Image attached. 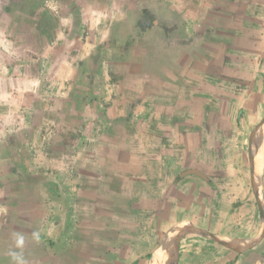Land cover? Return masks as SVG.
Wrapping results in <instances>:
<instances>
[{"label": "rangeland", "instance_id": "obj_1", "mask_svg": "<svg viewBox=\"0 0 264 264\" xmlns=\"http://www.w3.org/2000/svg\"><path fill=\"white\" fill-rule=\"evenodd\" d=\"M11 1L0 0V224L8 221L4 232L12 238V259L23 256L24 263L28 258L37 259L41 251L40 261L45 262L41 264H146V255L156 246L161 225L165 228L178 214H174V201L167 200V186L178 173L161 163L157 155L160 132L153 129L151 137L150 125L178 122L184 124V130L179 127L184 139L188 135L208 139L207 132L191 131L188 124L194 120L206 122L210 116L212 122L224 123V115H199L205 106L190 97L178 102L179 113H173L176 105L168 102L164 107L158 104L157 113L148 114V91L138 82L148 72L158 79L162 75L160 68L156 69L158 63L152 62L155 68L148 67L143 55L132 51L129 5L109 3L104 12L107 19L92 21L95 14L88 0H44L39 5L33 3L38 0H16V9L6 12ZM101 1L96 0L99 3L95 5L101 7ZM161 5L156 1L153 8ZM197 7L193 9L200 10ZM214 7L236 13L250 11L251 15L260 11L264 15V3L228 6L220 2ZM118 9L124 20L122 27L116 24ZM147 10L144 14H151ZM144 14V24L138 21L141 25L148 27L157 21ZM257 20L258 25L264 24L263 18ZM167 28L173 31L175 26L169 24ZM97 29L99 36L95 35ZM115 29L119 30L114 34ZM65 44L73 51L58 53V47ZM59 58L69 64L67 74L76 70L78 83L55 84L58 67L47 64ZM43 62L47 67L41 65ZM71 90V99L59 97ZM151 91L154 93L156 88ZM88 92L92 93L91 99L84 98ZM117 105L121 106L120 112L115 109ZM193 110L195 115L186 113ZM168 133L176 136L178 132L173 128ZM213 134H218L217 140L222 137L221 132H212V138ZM69 140L71 144L66 143ZM91 142L98 144L99 152L96 145H89ZM189 148L196 159L214 161L218 156L213 147ZM99 153L107 157L97 169L90 157ZM80 154L87 156L86 162L77 159ZM200 163L216 175L211 200L217 211L204 219L223 223L226 205L248 222L252 211L246 203L251 201L245 194L241 196L240 185L247 180L239 163ZM231 186L235 190L232 196L225 194ZM52 189L56 193L49 191ZM49 214L67 220L69 227L58 228L55 236L51 232L49 237L42 226ZM33 220L39 221L43 229L40 244L34 239L39 232L34 231L38 228L32 226ZM19 240L21 244L15 243Z\"/></svg>", "mask_w": 264, "mask_h": 264}, {"label": "crops", "instance_id": "obj_2", "mask_svg": "<svg viewBox=\"0 0 264 264\" xmlns=\"http://www.w3.org/2000/svg\"><path fill=\"white\" fill-rule=\"evenodd\" d=\"M58 1L63 3L64 0ZM156 1L164 5L154 9ZM88 2L92 3L95 14L92 21H95V18H100L102 21L107 19L104 12L108 6L110 7L109 3L120 2L132 7V51L140 52L148 67H154V62L158 63L159 67L156 69L160 68L159 71L162 75L158 79L154 73L148 72L144 76L141 75V77L143 76L142 79L140 78L141 82L134 80L143 83L148 91V95H146V98L148 97L146 105L148 114L157 113L158 109L155 108H159L158 104L160 107H164L163 105L168 102L176 105L173 113H179L178 102L190 97V99L200 100L205 106L204 111L198 112L199 115H224L225 117L224 123L212 122L210 116L208 119L206 118V122L194 120L188 124L191 131L207 132L208 139L199 138V136H195L194 139L189 135L184 139L185 137L180 134V128L184 130V124L178 122H160L150 125L151 137H154L153 129L160 132L157 155L161 163L166 165L168 170L178 173L167 186V197H170L167 200L174 201L177 205L174 214L176 212L178 214L177 218L168 223L165 228L161 225L156 246L151 248L146 255V264H152L153 261L154 264H164V262L171 264L176 256L175 245L178 237L186 227L191 225L205 229L231 245L223 244L200 232L188 231L180 241L177 264H264V140L262 153L258 154L259 136L264 127V24L259 23V26L257 22L259 18L264 19V15L261 16L260 11L251 15L250 11L236 13L226 8L218 10L217 7H214L220 2L229 6L247 2L260 4L264 3V0H102L101 7L95 5L99 3H96V0H88ZM170 4H175V6L171 7ZM196 6L200 10L202 8L204 10L202 12L194 10L193 8ZM121 8L126 9L124 6ZM145 9H148L147 11L151 14L145 15ZM120 11L118 9L117 12ZM142 14L145 17L155 18L157 21L148 27L141 25L142 18H144ZM128 16L126 15L127 18ZM117 17L116 24H120L122 27L123 16H120L119 13ZM118 19L120 20L118 21ZM158 19L162 21L160 22ZM254 19L255 21H252ZM249 20L253 23H247ZM82 21L84 22L83 19ZM138 21H141L140 25H138ZM256 22L257 24H255ZM142 23L144 24V22ZM169 24L175 26L173 31L167 28ZM118 30L115 29L114 34ZM95 35L99 36L98 29ZM90 38L92 39L91 36ZM59 39L62 40L63 37ZM68 39H72L71 36ZM98 47L96 46L94 49ZM141 47H144L145 50ZM57 50L58 53L65 52V55L66 52L73 51L68 44L61 48L58 47ZM60 60V58L58 61L56 59L54 63L49 61L50 64H47L54 68L58 67L59 76L55 75L53 78L55 84L60 86V84L78 83L80 80L77 79L76 70L67 74L69 64L62 63ZM41 65L46 66V63L43 62ZM133 65H137V63H133ZM62 68L64 70H60ZM63 71L66 75L63 74ZM63 75H65L64 78H60ZM190 83L191 86H189L192 88L186 87V84ZM152 88H156L154 93L151 91ZM55 91L57 93V90ZM73 93L74 91L68 92L64 96L60 94L59 97L66 100L71 99L74 97ZM91 97L92 93L89 92L84 96L85 99H91ZM93 98L100 100L99 96H93ZM114 103L116 105V102ZM120 107L117 105L116 111ZM217 107L219 110H216ZM211 108L213 111L210 112ZM161 111V115H163L162 108ZM186 113L195 115L194 110ZM173 128H176L178 132L176 136L168 133V131H173ZM212 132H221L222 137L217 140L218 134H213L212 138ZM166 135L168 136L166 137ZM96 142H91L89 145H96L97 152H99L98 142ZM66 143L71 144V140ZM202 145L213 147L212 150L216 151L215 155H218L216 160L213 161L211 158L196 159L193 152H189V147ZM89 151L94 152L93 150ZM207 154L211 157V153ZM53 156L59 157L55 153ZM69 157L67 156V158ZM76 157L83 162L87 161L84 159L87 157L84 154ZM106 157L99 153L90 158L91 161L96 162L97 169H99V163ZM198 160L203 163L230 162V164H233L235 160L239 163L242 168V176L247 180L246 183L240 185L241 196L245 194L246 198L251 201L246 203V207L250 206L252 211L250 215L252 218L248 222L244 220V217L239 218L234 215L232 207L229 208L226 205L222 210L224 212L223 223L217 225V223H212L211 219H204L217 211L216 204L211 200V195L215 193L216 189L214 180L216 175L210 173L212 169L208 165L205 166ZM188 162L189 168L185 166ZM256 162L260 164L257 166ZM242 176L239 174V177L242 178ZM55 189L49 191L54 194L56 193ZM227 190L225 194L229 193L230 196L235 191L232 186ZM249 195L252 197H248ZM168 201L166 202L168 203ZM212 204L214 205L211 207ZM218 208L222 209L221 206ZM257 213H259V218H257ZM188 216L190 217L188 218ZM219 219L222 220V218ZM66 221L61 217L49 214L46 219H43L42 226L43 229L48 230L49 237H51L52 233L55 236L58 228L69 227ZM7 226H9L8 221L0 224V264H20L24 257L12 259L9 243L12 238L7 237L5 234L7 232H4ZM32 226L38 228L34 231L38 230L39 232L37 238H34L35 241H38L39 244L42 243L43 229H40V222L33 220ZM170 231H175L172 245L167 253L171 257L166 256L165 258L162 253L155 255L156 251L166 246L164 242ZM19 239L21 240V238ZM20 240L15 243L21 244ZM54 242L57 243L56 239ZM22 245L24 246V243ZM40 252L38 251L37 259L27 257V262L24 261L21 264H41Z\"/></svg>", "mask_w": 264, "mask_h": 264}, {"label": "water", "instance_id": "obj_3", "mask_svg": "<svg viewBox=\"0 0 264 264\" xmlns=\"http://www.w3.org/2000/svg\"><path fill=\"white\" fill-rule=\"evenodd\" d=\"M188 231H195V232H200V233H203V234H206L207 236H210L211 238H213L214 240L216 241H219L223 244H226V245H231L229 242L227 241H224L222 240L221 238H219L218 236H216L215 234L205 230V229H202V228H198L196 226H188L186 227L180 234V236L178 237L177 241H176V245H175V250H176V256L174 257V259L172 260L171 264H177V261H178V256H179V248H180V241L181 239L183 238V236L188 232Z\"/></svg>", "mask_w": 264, "mask_h": 264}, {"label": "bare ground", "instance_id": "obj_4", "mask_svg": "<svg viewBox=\"0 0 264 264\" xmlns=\"http://www.w3.org/2000/svg\"><path fill=\"white\" fill-rule=\"evenodd\" d=\"M263 125H264V122H263ZM260 142H259V147H258V154L261 152L262 153V142H263V140H264V127L262 128V130H261V132H260ZM260 153V154H261ZM256 164H257V162H256ZM260 164V163H259ZM259 164H257V166L259 165ZM174 236H175V231H170L169 233H168V235L166 236V239H165V242H164V245L166 244V246L165 247H163V248H161L159 251H156L155 252V255L156 254H158V253H162V256L163 257H165L166 258V256H170L169 254H167V253H169V249H170V246L172 245V240H173V238H174ZM172 237V238H171ZM171 238V239H170ZM170 239V240H169ZM168 240H169V242H168ZM168 242V243H167ZM155 255H154V257H155ZM171 257V256H170ZM165 258H164V261H165ZM152 264H154V261L152 262ZM164 264H165V262H164ZM166 264H167V262H166Z\"/></svg>", "mask_w": 264, "mask_h": 264}, {"label": "trees", "instance_id": "obj_5", "mask_svg": "<svg viewBox=\"0 0 264 264\" xmlns=\"http://www.w3.org/2000/svg\"><path fill=\"white\" fill-rule=\"evenodd\" d=\"M41 2H44V0H38V1H34L33 3H36V5L38 4H41ZM17 1L16 0H12L11 2H9V4L6 6L5 8V11L6 12H9L11 10H15L16 9V6H17Z\"/></svg>", "mask_w": 264, "mask_h": 264}]
</instances>
